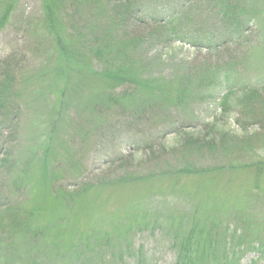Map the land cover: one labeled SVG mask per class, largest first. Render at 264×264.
<instances>
[{
	"label": "rangeland",
	"instance_id": "rangeland-1",
	"mask_svg": "<svg viewBox=\"0 0 264 264\" xmlns=\"http://www.w3.org/2000/svg\"><path fill=\"white\" fill-rule=\"evenodd\" d=\"M209 4L205 2L195 8L193 19L201 27L207 24V28H210L214 23H220L211 13ZM48 8L51 9L49 0H20L14 19L0 33V61L11 54L22 58L26 56L25 66L29 68L25 71L39 63L40 58L37 59V56L41 54L37 51L39 47L36 49L32 31L28 30L30 21H27L44 19L46 16L48 22ZM200 10L202 13H199ZM251 10L257 15L247 24L244 37L217 51L203 45L195 46L187 40L164 43L165 40L154 33L159 42L154 40L142 47L138 56L143 68L139 74L140 80L145 87L140 95L149 97V88L156 94V119L152 114L139 116L133 109L123 110V113L113 110L102 118L92 109L82 111L79 108L73 116L76 117L74 121L70 118L68 123L64 120L66 123L58 125L53 151L38 164H48L46 173L51 187H46L42 167H35L37 179L33 182H36L33 186L29 184L27 192H18L16 199L18 203L29 200L30 207L37 211L55 207L59 202L56 192L62 189L69 194L74 190L84 194L71 215L67 209L64 210L65 214L63 210H59L58 216L55 212L54 216L50 214L52 218H60V222L65 216L71 219L67 221L69 225H66V231L51 227L56 246L54 251L60 256L56 258H62L59 264H69L73 258L68 257H73L74 249L83 250L84 232L88 225H91V231L97 230L94 234L100 233L99 237L92 240L103 242V245L107 241L116 244L106 239L103 231L109 233L111 238L119 234L121 236L129 223L139 222L143 227L149 226L146 232L134 233L132 237L136 248L144 247L143 258L133 256L127 258L125 264H173L175 254L164 238L168 235L167 229L178 228V223L185 220V216L200 213L203 217L218 206L225 209L227 215L240 211L251 219L254 227H264V166L257 174L234 169L196 177L171 175L172 169L176 170L186 163L201 170L226 166L232 161L249 160L251 152H245L249 149H257V155L254 156L256 162L264 161V140L258 137L263 134L260 125L254 124L236 106L225 111L221 99L216 100L218 95L199 101L201 90L207 87L220 94L225 92L222 89L224 85L232 89L255 86L262 94L261 100H257L258 107L264 101V14H260L264 10V0L251 1ZM154 14L156 18L157 11H148V15ZM148 15L143 16V20L149 21L151 17ZM160 19L164 20V17ZM52 20L56 29L48 32L65 34L59 16L54 15ZM156 26L153 22L145 23V26L134 25L132 32L142 35L153 31ZM74 56L76 62L66 66L67 58L63 54L56 62L58 65L55 66V56L51 62L54 67L49 82L54 87V104L60 102L57 101L59 98L68 97L64 95L66 90L70 97L80 98L83 95V100L91 98L92 102L103 96L104 84L96 77L101 66L88 56ZM227 68L238 70L239 73L237 78L230 77L224 83L218 74ZM63 84L65 88H60ZM183 86L192 88L193 95L188 104L178 101ZM195 87L202 88L195 90ZM72 105L70 103L69 107ZM245 112L250 113L249 110ZM39 119H43L42 114ZM33 121L31 113L12 129L15 138L24 133L17 151L29 144L30 123ZM189 141H199L191 146L193 148H198L199 143L208 146L200 154L187 155L183 147ZM212 142L217 147L209 149ZM8 144L2 142L1 146L6 149L16 146ZM229 151L234 152V155ZM228 153L229 156L226 155ZM4 175H8L6 167L2 173L0 171V184L6 182L2 178ZM73 206L69 204L70 209ZM73 218H76L75 221ZM184 220L183 223H186ZM111 223L114 224L111 226ZM160 227L162 231L157 230ZM22 250L19 258L25 259L27 254ZM258 257V253H248L243 255L239 263L252 264L256 260L258 264H264L258 261ZM111 262L122 264L117 260Z\"/></svg>",
	"mask_w": 264,
	"mask_h": 264
},
{
	"label": "trees",
	"instance_id": "trees-1",
	"mask_svg": "<svg viewBox=\"0 0 264 264\" xmlns=\"http://www.w3.org/2000/svg\"><path fill=\"white\" fill-rule=\"evenodd\" d=\"M152 1L49 0L51 9L48 8L47 11L48 22H46V16L44 19L27 21H30L27 27L33 33L36 49L39 47L37 49L41 54L40 57L37 56V59L40 58L39 63L31 66L29 71H25L29 68L25 66L26 56L22 58L17 54H11L0 61V171L2 173L4 167L8 169V175L2 176L6 182L0 184V260L2 264H59L62 259L56 258L60 256H57L54 251L56 246L51 227L56 226L66 231L68 229L66 225H69L67 221L70 222L71 219L65 216L60 222V218H52L50 214L54 216L55 212L58 216L59 210H63L65 214L64 210L67 209L71 215L74 213L77 201L84 194L78 190L69 194L63 189L62 191L56 189L60 191L56 192L59 202L55 204V207L37 209V211L30 207L29 200L18 203L16 199L18 192H27L29 184L33 186L36 182H33L37 179L35 167H42L41 173L44 174L46 187H51L46 173L49 170L48 164H38L45 161L53 151L52 147L60 123H64V120L68 123L70 118L74 121L76 117L73 116L79 108L82 111L92 109L96 114L102 115V118L113 110L123 113V110L133 109L139 113V116L152 114L151 116L156 119V94L149 88L147 91L149 97L140 95L145 88L139 75L143 70L138 56L141 48L154 40L159 42L157 35H160L161 39L165 40L164 43L187 40L195 46L203 45L212 51H217L229 45L230 42L241 40L247 32V24L254 15H257L251 10L253 0H247L248 2H242V0ZM19 2L20 0H0V33L14 19L13 15ZM205 2L210 3L208 7L211 13L220 22L214 23L210 28H207V24L201 27L193 19L195 8ZM148 11H157V17L155 18L156 14L148 15ZM261 12L260 14H264V10ZM199 13L202 11L200 10ZM56 14L65 29V34L48 32L56 29L52 20ZM145 15L151 17L149 21L143 20ZM160 17H164V20ZM149 22L157 25L153 31L144 32L142 35L132 32L134 25L145 26V23L149 24ZM232 37H234L233 40H230ZM62 54L64 58H67L65 66L76 62L74 55L88 56L101 66L98 73L95 72L96 77L104 84L103 96L100 100L96 102H92L91 98L83 100V95H80V98L70 97L66 90L64 95L67 94L68 97L59 98L57 101L60 102L54 104V87L49 82L54 67L51 62L55 56V66L58 65L56 62L61 59ZM237 73H239L238 70L227 68L218 76L226 83L230 77L237 78ZM62 87L65 88V85L60 86ZM201 88L195 87V90ZM222 89H225V92L218 94L206 87L200 91L199 101L203 102L205 98L210 99L218 95L216 100L221 99V106L226 108L225 111L227 108L236 106L254 124L260 125L263 134L258 137L264 140V101L259 107L257 104V100H261L260 89L250 85L239 89L224 85ZM118 90L121 92L118 93ZM191 90L192 88L183 86L178 101L188 104L190 96L193 95ZM70 103L73 104L71 107H69ZM256 107L258 108L255 109ZM247 110L250 113H246ZM69 111L70 114H67ZM31 113H33L34 121L30 123L29 144L17 151L24 133L15 138L12 129L21 124L23 118ZM41 114L43 119L40 121ZM93 124L97 126L94 122ZM17 131L16 128V133ZM2 142L16 146L6 149L1 146ZM196 142L189 141L186 143L188 145L183 147L187 155L200 154L208 146L199 143L198 148L191 147ZM216 147L215 142L209 145V149ZM245 152H251L249 160L232 161L226 166L201 170L186 163L176 170L172 169L171 175L196 177L201 174L234 169L253 171L256 174L261 172L264 161H255L257 149H249ZM230 153L234 155V152ZM230 153L226 155L229 156ZM49 177L51 178L50 174ZM69 204L74 205L73 208L70 209ZM224 210L218 206L206 212L203 217L200 213L185 216L183 220L186 223L182 220L178 223V228L171 230L166 228L168 235L164 238L175 254L173 264H240L239 261L243 255L248 253H258V261L264 262V227L259 229L254 227L251 219L240 211L227 215ZM44 217L47 218L44 220ZM76 218L72 220L75 221ZM55 222L59 224L55 225L57 224ZM113 224L111 223V226ZM90 226L85 228L83 250L74 249L73 257H68L73 258L69 260V264H114L111 261L115 260L125 264L127 258L133 256L143 258L144 247L136 248L132 237L134 233L146 232L149 226L143 227L139 222L129 223L121 236L119 234L118 237L111 238L109 233L103 231L106 239H111L116 243L115 245L108 241L105 245L102 244L103 242H94L92 239L99 237L100 233L94 234L93 232L97 230L91 231ZM157 230L162 231L161 227ZM22 249L27 254L25 259L19 258V252ZM252 264H258V262L255 260Z\"/></svg>",
	"mask_w": 264,
	"mask_h": 264
}]
</instances>
